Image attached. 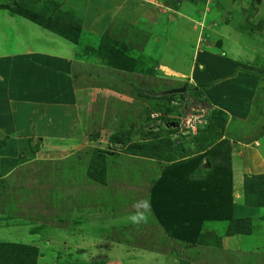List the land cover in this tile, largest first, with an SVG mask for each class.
Returning a JSON list of instances; mask_svg holds the SVG:
<instances>
[{
	"label": "rangeland",
	"instance_id": "rangeland-1",
	"mask_svg": "<svg viewBox=\"0 0 264 264\" xmlns=\"http://www.w3.org/2000/svg\"><path fill=\"white\" fill-rule=\"evenodd\" d=\"M220 1L211 8L217 18L193 14L230 23L229 32L205 40L199 24L181 22V32L169 24V0H160L168 11L153 6L155 19L104 18L99 32L79 18L81 0H0V12L15 16L0 17V123H12L0 126V242L13 245L0 248V264H144L136 254L145 251L180 264L171 244L186 264H264V173L240 175L237 167L242 155L250 169L264 160V135L250 141L264 126V0ZM20 20L73 45L66 71L63 60L13 51L18 27L33 49L41 40L30 42ZM206 54L215 71L202 61ZM130 82L155 92L210 85L138 99ZM9 105L18 108L12 120ZM186 117L194 131L180 126ZM226 137L229 159L220 151ZM95 150L104 153L103 183L88 174ZM213 155L219 160L209 168ZM141 198L150 200L151 216L133 225ZM240 217L250 232L224 235ZM211 233L218 244H193Z\"/></svg>",
	"mask_w": 264,
	"mask_h": 264
},
{
	"label": "crops",
	"instance_id": "crops-1",
	"mask_svg": "<svg viewBox=\"0 0 264 264\" xmlns=\"http://www.w3.org/2000/svg\"><path fill=\"white\" fill-rule=\"evenodd\" d=\"M82 1H83V3H85V5L84 6L82 5L83 9L81 7L82 12L78 14L79 18H83L82 23L86 24V27L93 28V29L97 30L98 32H99L101 26L103 29V25H100V24L104 22L103 21L104 18H119V19H122V20L130 23L131 21H135L139 17L140 18L146 17V18H149L151 20L157 18L158 9H157V11L154 9V7H157V6H159L160 8L162 7V9H161L162 11H168L167 10L168 8H166L165 10L163 9V5H161L160 0H81V4H82ZM230 1L234 5H236V4L241 5L240 3L244 2V0H230ZM245 1H248V0H245ZM220 2H221L220 0H188V1L181 0L179 3V6H178L179 9L177 8L176 10L172 11L173 15L171 16V18L173 20L169 24L176 25V26L180 25L181 22H186V25H188V26H190L191 23H193L194 25L199 24V30L201 27V33L203 35L205 34L203 37L205 40L209 36L215 35V33H217V34L219 33V37H221L220 33L222 34L223 32H229L227 30V25L230 24V23H228V21L226 23L220 22V23L207 24V23H204L205 18L204 19L200 18L199 20H197V18H195L198 16L197 14H200L201 17H205L208 14H211V18H214L215 17L214 15L212 17L211 8L214 10H216V8L220 9L221 5H218V3H220ZM184 5H188L189 7H191L192 10H191V13L189 15L184 13L185 11H184V9H182V6H184ZM195 6H200V10L198 12H196V10L193 9ZM230 9H232V8H230ZM233 9H232V12L234 13V15H231V16H234L237 18V15L239 16V14H235V11ZM165 13H166V15H168L167 12H165ZM193 14H195V17H193ZM180 15L185 16L187 21H181L182 17ZM0 17L1 18H14L15 16L4 11V12H0ZM17 18H22V17H17ZM168 18H170V17H168ZM215 18H217V17H215ZM194 19H196V20H194ZM14 23H19L18 26L23 27L26 31L29 30V32H26V31L25 32L29 33V34H27V39L30 42L31 41L33 42L35 37H37L38 35H40V37H41V40L38 43H36V45H34V49H33L32 48L33 45H31L30 43H27L25 36H23L21 34V32H18V31H20V28L18 27L17 28L18 31H16V35H15V38L17 37L18 40H17V42H15L14 50H13V51H15V53L20 54L21 52L31 51L30 52L31 54L43 55V56L52 58L54 60H57L59 62L61 60H63L64 63H62V65L59 67L63 68L65 66L64 70L66 71V65L70 64V59H72V56H73L74 47L71 43H69L65 39H62L56 35L51 34L44 27L34 25L30 21L20 20V22H14ZM183 28L184 27L181 24L180 32L182 31ZM263 28H264V26H263ZM195 32H196L195 30L194 31H191L190 29L187 30V33L191 34V35H189L190 37L194 36L195 38L197 37L199 39L200 35L199 34L197 35V33H195ZM254 32L258 33V31H254ZM192 33H193V35H192ZM20 38H24L23 41ZM20 42H23L22 45ZM32 49H33V51H32ZM196 53H201V51L196 50ZM21 54H23V53H21ZM202 57L203 56H200V58H202ZM202 61L208 67H210L209 70L215 71V67H213L211 65V62L213 61L212 57L209 54H206L205 58H202ZM218 62H216V63H218ZM67 68H68V65H67ZM207 75L209 76V74L207 72H205L204 74H201V77L206 78ZM241 75H242V72L239 69L236 73V76L240 77ZM36 76H38V75H36ZM43 77L41 78L40 76H38L39 81L47 82L46 79H44ZM199 77H200V75H199ZM218 86H219V84L216 83L213 85L212 89L213 90L217 89ZM221 90H223V89L221 88ZM223 91H226V92H222V95H224L226 98L231 97V95L229 94V92H227V90H223ZM44 93H47V92H44ZM38 94L40 97H44L46 95V94H43V90H39ZM220 95H221V93H220ZM21 96L25 97V94L21 95ZM219 99H220V97L218 96V98H216L217 102ZM28 100L30 101L29 97H28ZM14 105H16V103ZM227 108H229V107H226V109ZM8 109H9V113H10V120H12V116L14 117L15 115H17L18 108L15 106L9 105ZM25 118H27L26 115H25ZM15 122H16V120H15ZM13 124H14V121H13ZM36 125L37 124L35 123L34 126H36ZM0 126L3 128L4 131H7L6 128H11L12 123L9 122L7 124L5 122H2V123H0ZM24 127H25V125H24ZM257 145H258V142H257ZM257 154H259V153H257ZM251 160L252 159H250L249 157L245 158V156L242 155V161L237 165L240 175H242L244 172L245 173H250V172L264 173V160L261 159L260 156H259V158L257 157L258 162H256V159L254 160L256 168L250 169L249 165H250ZM96 251L97 250H94L92 257L93 256L98 257L99 252H96ZM145 252L146 253L143 255H137L136 254L139 263H140L141 259H144V261H145L144 264H164L165 263V262H163V259L161 258V256L151 255V253L149 254L147 251H145Z\"/></svg>",
	"mask_w": 264,
	"mask_h": 264
},
{
	"label": "trees",
	"instance_id": "trees-1",
	"mask_svg": "<svg viewBox=\"0 0 264 264\" xmlns=\"http://www.w3.org/2000/svg\"><path fill=\"white\" fill-rule=\"evenodd\" d=\"M181 0H169V4L167 5V7H169L172 10H176L179 6ZM131 86V89L128 90L132 95H134L135 97H137L138 99H145V98H153L155 96H158L159 94H162V96L164 97H170L173 94L170 93H166V90H161L159 92H155L152 88L148 87H139L135 84H133L132 82L129 83ZM210 84H198L197 86H189L188 90L185 92L180 93L182 96H185L187 93L186 92H191V93H200V89H202V87H209ZM162 92V93H161ZM260 132L258 134H256L255 136H253L250 141L259 138L260 136L264 135V126H262V128L259 130ZM223 134V130H221V135ZM236 141L243 143L244 139L243 138H238ZM0 145H1V141H0ZM182 147V146H180ZM176 149H178V147H175ZM199 150L204 149V146L199 145L198 146ZM230 140L228 137L224 138L223 143L220 146V151L222 153H224L228 159H229V154H230ZM96 151V150H95ZM174 151H177L174 149ZM96 156H97V161H94L93 164L90 165V168L93 169V167H95L91 172L89 171L88 174L91 175L95 180L103 183L104 179L102 176V172H103V168H104V156H103V152L101 151H96ZM103 153V154H102ZM178 154L180 155V152H178ZM219 160V156H215L213 155L212 157L207 159V163L209 165V168H211L213 166V164H216V162H218ZM229 161V160H228ZM58 163V162H57ZM89 169V167H88ZM201 179H204L203 175H200ZM187 179L191 180L194 179L193 173H189L187 174ZM0 187L3 188V184L0 180ZM232 221L229 222V227L224 230V235H230V234H235V233H239V234H248L250 232V223H248V219H244V218H235V219H231ZM216 237H220V236H216ZM208 239H214L215 243L218 244L217 239H215V236H213V234H205V235H198L195 239H194V243L193 244H203L206 243ZM216 244V246H217ZM13 245L11 243L8 242H0V248H7V247H12ZM171 251L169 250V252L173 253L172 255H174L176 257V259L178 260V262L180 264H186L185 259H183V257L176 252L175 247L171 244ZM214 246V247H216ZM23 247V246H22ZM217 248V247H216ZM244 254V253H243ZM258 256V255H257ZM23 260H25V258H23ZM250 261V260H249ZM26 261H24L23 263L25 264ZM29 263V262H28ZM247 260H245L243 262V264H247ZM21 264V263H20ZM249 264H252L251 262H249Z\"/></svg>",
	"mask_w": 264,
	"mask_h": 264
},
{
	"label": "clouds",
	"instance_id": "clouds-1",
	"mask_svg": "<svg viewBox=\"0 0 264 264\" xmlns=\"http://www.w3.org/2000/svg\"><path fill=\"white\" fill-rule=\"evenodd\" d=\"M136 207L137 212L129 217V222L133 225H139L141 223H147L151 216V204L148 198H141L138 201ZM139 209H143L142 211Z\"/></svg>",
	"mask_w": 264,
	"mask_h": 264
},
{
	"label": "built area",
	"instance_id": "built-area-1",
	"mask_svg": "<svg viewBox=\"0 0 264 264\" xmlns=\"http://www.w3.org/2000/svg\"><path fill=\"white\" fill-rule=\"evenodd\" d=\"M180 126L186 130L187 132L189 131H194L196 124L191 120L190 117H186L184 120L180 122Z\"/></svg>",
	"mask_w": 264,
	"mask_h": 264
},
{
	"label": "water",
	"instance_id": "water-1",
	"mask_svg": "<svg viewBox=\"0 0 264 264\" xmlns=\"http://www.w3.org/2000/svg\"><path fill=\"white\" fill-rule=\"evenodd\" d=\"M184 91V87H179V88H171L166 90V93H180ZM205 165L207 166L208 163L206 162Z\"/></svg>",
	"mask_w": 264,
	"mask_h": 264
}]
</instances>
